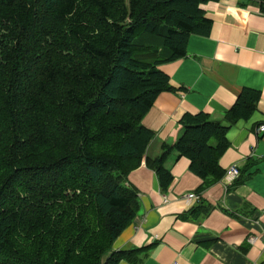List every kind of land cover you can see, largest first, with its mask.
<instances>
[{
  "label": "trees",
  "instance_id": "16d2710c",
  "mask_svg": "<svg viewBox=\"0 0 264 264\" xmlns=\"http://www.w3.org/2000/svg\"><path fill=\"white\" fill-rule=\"evenodd\" d=\"M208 1L217 0H0V264L130 260L137 249L112 245L139 207L128 174L154 136L142 118L173 90L159 66L208 33ZM259 98L243 87L225 123L184 113L175 143L146 157L160 189L173 151L203 186L220 180L227 131ZM209 209L201 200L189 211Z\"/></svg>",
  "mask_w": 264,
  "mask_h": 264
},
{
  "label": "crops",
  "instance_id": "0c3cea01",
  "mask_svg": "<svg viewBox=\"0 0 264 264\" xmlns=\"http://www.w3.org/2000/svg\"><path fill=\"white\" fill-rule=\"evenodd\" d=\"M201 7L211 20L208 33L191 34L186 55L159 66L173 90L160 92L142 118L154 136L128 174L139 207L112 245L114 251H137L116 264H264V131H257L264 123V12L252 0ZM245 86L260 91L257 108L229 127V146L219 158L224 171L236 165L241 175L203 186L189 159L173 151L164 162L172 181L161 190L146 157L159 156L163 143H175L184 113L204 111L225 123L224 113ZM190 192L200 199L187 202ZM201 200L210 209L192 214L189 209Z\"/></svg>",
  "mask_w": 264,
  "mask_h": 264
},
{
  "label": "built area",
  "instance_id": "2783aa9c",
  "mask_svg": "<svg viewBox=\"0 0 264 264\" xmlns=\"http://www.w3.org/2000/svg\"><path fill=\"white\" fill-rule=\"evenodd\" d=\"M257 131L258 132H261V131H264V123L263 124H260L258 127H257ZM239 169L236 165H231L230 167H228L224 173V175L230 179H234L236 177L239 176ZM200 199L199 195L196 194L195 192H190L188 194H186L185 196V200L189 203H192V202H196Z\"/></svg>",
  "mask_w": 264,
  "mask_h": 264
}]
</instances>
